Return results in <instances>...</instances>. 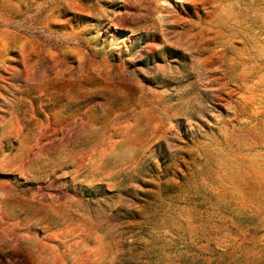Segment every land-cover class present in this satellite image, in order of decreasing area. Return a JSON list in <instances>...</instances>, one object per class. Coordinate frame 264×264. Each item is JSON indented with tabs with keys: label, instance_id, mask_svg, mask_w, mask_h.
Listing matches in <instances>:
<instances>
[{
	"label": "rangeland",
	"instance_id": "rangeland-1",
	"mask_svg": "<svg viewBox=\"0 0 264 264\" xmlns=\"http://www.w3.org/2000/svg\"><path fill=\"white\" fill-rule=\"evenodd\" d=\"M0 264H264V0H0Z\"/></svg>",
	"mask_w": 264,
	"mask_h": 264
}]
</instances>
